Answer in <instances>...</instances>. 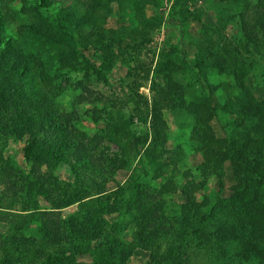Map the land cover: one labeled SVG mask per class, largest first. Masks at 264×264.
<instances>
[{
    "label": "rangeland",
    "instance_id": "1",
    "mask_svg": "<svg viewBox=\"0 0 264 264\" xmlns=\"http://www.w3.org/2000/svg\"><path fill=\"white\" fill-rule=\"evenodd\" d=\"M142 1L152 27L143 38H131L127 33L139 27L135 0H0L8 15L2 39L32 70L22 79L34 87L41 77L52 79L56 104L78 113L73 131L85 133L83 141L104 135L96 151L112 158L120 150L107 132L118 128L121 142L129 135L145 138L99 193L76 187L67 162L51 168L41 162L40 169L57 181L29 186L38 160L28 154L26 129L14 120L0 124V264H264V196L255 194V185H239L226 159L211 173L210 156L193 133L200 106L210 105L213 140L244 133L264 148V120L244 114L250 99L264 103V44L258 49L242 30L241 1ZM59 15L72 29L93 28L88 48H80L87 62L76 68L61 69L58 50L41 39ZM165 75L173 82V103L161 111L167 138L158 150L150 132L157 120L151 102ZM0 83V94L18 89ZM38 159L45 161L42 153ZM131 178L138 189L161 192L162 207L139 206L135 196L129 203ZM45 185L53 188L50 193ZM22 189L37 195L35 211L22 210L31 207ZM53 205L63 207L49 219L44 211ZM186 205L190 209L183 212ZM90 216L99 218L92 227L86 223ZM184 218L191 224L183 225Z\"/></svg>",
    "mask_w": 264,
    "mask_h": 264
},
{
    "label": "trees",
    "instance_id": "2",
    "mask_svg": "<svg viewBox=\"0 0 264 264\" xmlns=\"http://www.w3.org/2000/svg\"><path fill=\"white\" fill-rule=\"evenodd\" d=\"M236 1H241L243 4V9L238 13L242 30L250 33V42L252 45L258 49L259 47L261 48L263 46L261 43L264 44V0H234V2ZM90 2L91 0H87L88 4ZM46 3L48 4V1H44V4ZM134 8L138 12L139 27L134 28L127 34L131 38H143L144 33L152 27V19L145 16L142 0H135ZM7 21L8 15L0 7L1 39ZM94 29L96 30V28ZM92 31L93 28L90 30H86L83 27L72 29L70 26H67L60 16L56 17L54 22L46 24L41 32V39L45 44H53L55 50H58V63L61 69H67L69 67L76 68L77 64L87 62L80 48H88L87 45L91 42L90 37L92 36ZM116 32L117 30H111V33ZM2 40L0 41V80L18 85V89H15L16 93L10 88L8 94H0V124L5 125L4 123L9 120H14L26 129L29 137V146H31V152L28 154L34 156L35 160H38V168L34 169L37 175L34 178L28 179V184L34 181L40 184V186H43L44 184L57 181V178H53L49 172L46 173L40 169L41 162H44L42 164H46L49 168L59 162H67L75 176L76 187L90 186L99 193L105 192L107 189L106 184L110 180H114V174L118 169L130 163L128 161L131 159V155L133 156L135 151H138L140 145L144 146L145 138L129 135L127 136L126 142H121L116 135L117 131L119 132L118 128L114 130L115 132H107L106 135L118 146L120 156L103 158L96 151V140L102 138L104 135H95L92 138H88L89 140L87 142L83 141L82 136L86 134L80 131H73V126L78 121L79 117L77 116L79 115L76 112L71 113L61 110L62 108L56 104L54 98V89L56 86L52 79L44 76L41 77L39 87H34L32 83L27 85V81L22 79V75H31L32 70L26 62V59H20L19 53L13 50V44L11 42L4 38ZM77 46H79V50L76 49ZM78 57L80 58L79 61L77 59ZM230 60L233 66L236 67V61L234 59ZM15 70L18 71L17 75L14 74ZM236 71L238 82L242 84L241 71L235 68ZM165 83L164 86L155 88L151 102V110L157 117V120L151 124L150 132L158 140V145L154 147V149L157 147L158 150L165 148L167 138L166 123L161 111L164 107L170 108L173 103L171 97V84L173 83L171 76L165 75ZM212 114L213 107L202 104L197 113V127L195 126L193 130L195 136L201 141L200 150L202 151L203 149V152L210 156L208 170L211 173L217 172L221 168L223 160L226 159L231 163L232 170L239 185H255L257 187L255 194L263 197L264 148L259 144L258 140H254L251 136L247 137L244 133H233L231 136L225 137L222 140H213L211 138L213 135L210 131L208 120ZM244 114L247 117H257L259 120H264V103L250 99ZM200 125L202 128H200ZM41 153L45 161L38 159ZM51 154L55 156V159L50 156ZM213 162H215V165H211ZM133 181H135L134 178H131L128 183V186L134 188L127 189L128 195L131 196L127 198L129 203H131L132 197L134 198L135 196L137 199L139 198L137 201L140 203L139 206L143 205L146 207L151 205L154 208L156 207V209L157 207H162L161 192L157 194L147 189H138V187H135V183H132ZM31 185L29 184V186ZM44 189H49L48 192L50 193L53 188H46L45 185ZM22 191H25L21 193V196L27 200H25L26 206H31L28 209L22 210L25 212L35 211L38 208L36 199H34L37 195L28 189H22ZM84 198L81 197L79 201ZM188 198L191 199V197ZM31 203L33 205H30ZM61 207L63 206L53 205L51 210L44 211L46 212L45 215L49 219L56 217L55 212L58 211H55V209ZM186 207L190 209L188 205L183 206V212H185ZM152 212L155 213V210ZM87 213L89 214V212ZM92 220L98 221L99 218L90 216L87 219L86 223L91 227ZM182 221L185 223L183 225L191 224V219L189 218H184ZM177 222L181 224L180 220ZM96 230L100 234L97 238H101V225ZM103 230H106L104 225ZM52 233L57 234L55 231H52ZM45 238H47L45 240H49L50 242L52 240L54 241V239L51 240L49 237ZM253 251L255 254L260 253V250L257 248H254ZM104 253L106 254L105 251ZM60 254H56V257H59Z\"/></svg>",
    "mask_w": 264,
    "mask_h": 264
}]
</instances>
